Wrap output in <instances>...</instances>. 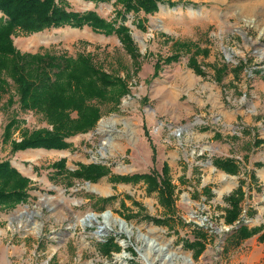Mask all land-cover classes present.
I'll return each mask as SVG.
<instances>
[{
    "label": "rangeland",
    "instance_id": "rangeland-1",
    "mask_svg": "<svg viewBox=\"0 0 264 264\" xmlns=\"http://www.w3.org/2000/svg\"><path fill=\"white\" fill-rule=\"evenodd\" d=\"M62 1L75 12L94 11L107 20L115 15L116 0ZM163 1L175 5L159 3L153 14L126 15L137 63L116 36L87 27L11 37L20 53L88 55L95 66L123 78L128 93L118 105H100L96 125L67 138V149L12 151L11 141H20L22 132L52 127L40 113L20 109L12 81L3 76L0 162L29 179L30 189L24 202L0 209V264H264L261 232L238 243L229 238L242 224L264 228V0ZM134 20H142L143 29ZM175 41L194 43L198 55L195 48L174 49ZM176 53L175 61L164 62ZM191 56L203 75L189 67ZM239 64L234 78L231 70ZM221 66L226 72L215 78ZM13 119L11 138L3 143L4 127ZM215 158L235 161L237 174L215 167ZM61 159L70 171L94 163L120 176L152 170L161 175L167 164L176 186L170 227L147 219L167 213L142 182L113 183L108 175L96 182L74 179L67 186L64 175L49 167ZM239 186L242 211L227 225L226 198ZM111 196L115 199L105 206L99 201ZM118 212L133 217L126 221ZM32 222L36 229L27 230ZM198 228L205 247L194 259L183 241L192 242ZM108 236H115L122 250L132 249L134 257L124 251L103 257L98 244Z\"/></svg>",
    "mask_w": 264,
    "mask_h": 264
},
{
    "label": "trees",
    "instance_id": "trees-1",
    "mask_svg": "<svg viewBox=\"0 0 264 264\" xmlns=\"http://www.w3.org/2000/svg\"><path fill=\"white\" fill-rule=\"evenodd\" d=\"M93 3L105 0H84ZM175 5L163 0H116L115 15L110 20L102 18L94 11L75 12L70 10L68 3L62 0H0V97L6 92V82L3 76L9 78L15 88L17 102L21 110H30L40 113L52 129H36L31 132H22L20 141H11V150H25L28 148H42L46 150H64L69 147L66 141L73 135L84 133L92 129L101 117L100 105L111 103L118 105L120 98L128 93L126 82L117 75L108 74L95 66L88 55L78 54L75 58L50 53H20L12 44V36L20 34H32L50 28H89L95 34L104 36H116L123 49L131 57L133 63H137L139 54L130 36V30L125 25L127 14L150 15L158 10V4ZM133 23L139 29H143L142 20H134ZM174 49L190 52L198 48L192 42L173 43ZM205 54L207 51L202 50ZM178 54H173L164 59L165 63L175 61ZM189 67L198 75H203L201 67L197 64L195 56L188 61ZM243 66L239 64L231 72L234 78L238 77V71ZM158 64L155 65L157 69ZM226 72V67L215 69V78H221ZM11 97L7 103L11 104ZM71 113H75L72 118ZM16 120L8 122L3 130L2 142L6 143L11 138V133ZM145 137L149 140L147 131ZM152 161L155 159V149L150 142ZM213 165L218 169L237 174L238 165L231 159L215 158ZM259 165V164H257ZM264 165V164H262ZM57 171V175H64L67 186L72 180L96 182L98 179L108 176L113 183H139L145 186L148 194L156 193L159 205L165 210L161 218L147 217L154 224L168 226L172 222L171 213L174 209L175 189L169 176V167L164 164L161 175L153 170L143 174L127 176L110 175L108 168L101 164H78L73 171L65 168V160L61 159L49 166ZM29 179L23 177L16 169L11 168L9 162H0V209H13L17 204L27 198ZM204 193H210L208 189ZM111 196L99 201L103 206L113 201ZM243 199V192L239 186L227 198L229 208L225 209V224L232 225L239 220L241 214L239 200ZM124 207V202L121 201ZM120 218L129 221L131 214L117 213ZM201 229L196 231L197 237L192 242L183 241V246L192 251V256L197 259L204 250ZM261 232V233H260ZM256 233L258 240L264 244V228L262 226L248 228L241 225L229 238L238 243ZM99 253L103 257H112L122 251L134 257L132 249H123L115 236H108L98 244ZM50 264H56L51 262Z\"/></svg>",
    "mask_w": 264,
    "mask_h": 264
},
{
    "label": "bare ground",
    "instance_id": "bare-ground-1",
    "mask_svg": "<svg viewBox=\"0 0 264 264\" xmlns=\"http://www.w3.org/2000/svg\"><path fill=\"white\" fill-rule=\"evenodd\" d=\"M68 37V36H67ZM68 40V39H67ZM28 45V44H27ZM104 124V123H103ZM27 155H25V157H26ZM94 187V186H93ZM98 190V189H97ZM100 191V190H99ZM89 218H86L85 220H88ZM91 221H92V219H91ZM32 225H29V226H27L28 228H26L27 230H31V231H34L35 229H36V227L35 226H33L34 225V223L32 222L31 223ZM28 225V224H27Z\"/></svg>",
    "mask_w": 264,
    "mask_h": 264
},
{
    "label": "crops",
    "instance_id": "crops-1",
    "mask_svg": "<svg viewBox=\"0 0 264 264\" xmlns=\"http://www.w3.org/2000/svg\"><path fill=\"white\" fill-rule=\"evenodd\" d=\"M1 162H2V160H1ZM10 167H11V168H14V167H12L11 165H10Z\"/></svg>",
    "mask_w": 264,
    "mask_h": 264
}]
</instances>
